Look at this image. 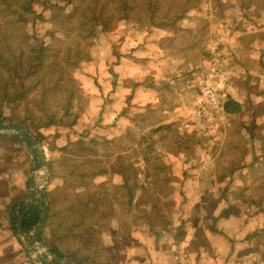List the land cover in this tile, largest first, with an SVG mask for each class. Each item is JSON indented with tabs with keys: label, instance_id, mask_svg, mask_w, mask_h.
Wrapping results in <instances>:
<instances>
[{
	"label": "rangeland",
	"instance_id": "374dc122",
	"mask_svg": "<svg viewBox=\"0 0 264 264\" xmlns=\"http://www.w3.org/2000/svg\"><path fill=\"white\" fill-rule=\"evenodd\" d=\"M56 2L64 9L69 6L64 0L52 4ZM111 3L113 19L87 22L94 32L85 31L87 46L73 64L66 55L60 59L49 51L55 41H66L77 50L79 27H63L51 19V10L42 12L40 4L35 6L39 16L33 27L4 23L0 29V37L5 34L9 40L5 50L16 49L19 41L43 40L47 67L64 73L60 79L66 87L74 83L66 91L72 97L66 124H48L39 119L40 114L28 116L29 111L19 106L13 107V114L12 104L4 107L2 117L6 119H0L21 127L42 149L49 174L42 194L47 211L45 191L61 184L68 170L79 171L71 182L81 190L87 169H107L96 181L119 183L116 170L125 172L131 163L122 175L133 188L130 209L114 203L111 211L101 214L103 220L85 229L88 237L97 240L90 250V262L104 264L108 258L113 262L115 254H123L132 245L130 234L143 238L146 232L169 229L186 220L176 232L180 239L187 233L196 234L197 240H190L187 249L206 250L211 237L205 232L224 229L236 238L232 248L237 264H264V234L245 239L253 228L264 227V211H258L264 180L257 176L260 164L255 159L264 148V65L259 66L258 54L252 50L257 43L264 53V0H173L174 10L182 5L187 8L175 20L174 16L147 19L143 12L132 10V0ZM58 9L56 5L54 11ZM6 18V11H1L0 24ZM63 28L70 31V38ZM81 40H85L83 35ZM236 45L245 47L238 62L235 57L227 58L229 47ZM209 84L219 94V109L207 103L204 89ZM56 92L61 99L66 94L64 88ZM56 102L52 98L50 106L61 108ZM11 114L17 116L15 121L9 118ZM24 117L38 125L28 130L19 123ZM75 154V158L68 157ZM88 158L93 161L89 163ZM8 163L12 186L19 184L21 189L24 185L27 196L30 154L17 143ZM261 166L264 172V162ZM44 177L41 172L39 180ZM62 200L58 192L57 202ZM17 214L12 215L15 225ZM53 235L47 227L37 238L50 252ZM80 245L75 246L77 258L81 257ZM98 245H102L99 260Z\"/></svg>",
	"mask_w": 264,
	"mask_h": 264
},
{
	"label": "trees",
	"instance_id": "16d2710c",
	"mask_svg": "<svg viewBox=\"0 0 264 264\" xmlns=\"http://www.w3.org/2000/svg\"><path fill=\"white\" fill-rule=\"evenodd\" d=\"M53 1L0 0V12L4 10L7 14L6 20L1 19L0 29L5 25L4 23L17 25L28 24L30 27H33L39 16L35 6L40 4L43 7L42 12L46 13V11L49 12L51 10L50 15L53 13L51 19L53 21H59L63 27L67 28L68 25H71L70 28L79 27L78 36L75 39L77 50L74 51L72 46L66 45V41H55L52 43V49L49 51V55L54 52L58 54L60 59L61 56L64 57L66 55V59L73 64L75 63V59H79V54L87 46L86 33L94 32L93 26H90V28L87 27V22L92 18L103 22L110 21L114 17L115 7H113L111 0H64L66 5H69L64 9L65 6H58L57 2L56 4H52ZM132 2V10L136 11L137 14L143 12L147 19H154L156 16L166 19L169 16H174L175 18L173 20H175L177 19L176 17L183 15L187 9L185 5H182V8L174 10L173 6L175 5H173V0H165V3L164 0H132ZM56 5L57 8L61 9L54 11ZM74 18L77 19L73 21ZM65 28H63V33L70 38L69 35L71 33ZM82 35L85 40H81ZM7 42L9 40L5 37V34L2 35L0 37V119L5 118V116L2 117L5 111L4 107L12 104L11 111L13 114V107L19 106L21 110L29 111L28 116L33 112L36 115L40 114L39 119L41 121L45 120L48 124L57 126L66 124L71 114L69 111V102L72 101L71 93L66 91H70V86L73 87V81L69 84V87H66V84L60 79V76L64 75V73L53 72L47 67L43 60L44 56L47 55L44 52L43 40L35 39L31 42L19 41L17 43L18 47L16 49L9 48L11 49L10 51L5 50L7 48ZM81 43H83L82 47L79 46ZM57 88H64L66 92V94H62L64 96L62 99L60 98L61 96H58V92H56ZM52 98L57 99L56 105L59 103V107L61 108H56L55 104H51L52 107L50 106V100ZM66 101L67 103L65 104L64 102ZM16 117L12 114L9 115V118L13 121L17 119ZM21 121L19 122L20 125L27 129L28 127H36L38 125L37 123H33L29 117H24ZM17 143H20L22 149L27 153L26 146L18 138L0 134V191L1 194L8 197L9 203L16 202L25 196L24 191L18 186L14 188L10 180L11 167L8 163V156L13 152L14 145ZM77 147L82 152L83 148L81 145H77ZM261 151L255 156L260 166L264 162V148ZM145 152L143 151L144 154ZM71 156L75 158L77 154L68 157L72 158ZM116 158L114 160L122 161L120 157ZM88 161L91 163L93 159L88 158ZM130 165L131 163L125 166V172L122 169L116 170V173L120 174L121 178L119 183H115L116 181L114 180L111 182L110 179L106 182L96 181L98 175L105 172L108 173L107 169L105 171H96L95 168L90 171L87 169L83 173V176L87 177V180L83 182L81 185L82 188L79 190L80 185L71 182L72 176L74 178L77 177L79 171L68 170L67 173L65 172L61 176V184L45 191L44 194L49 205V211L44 228L39 231L38 237L40 238L44 234V229L47 227L54 231V235L50 240L53 253L66 255L77 264H82L84 261L87 264H94L93 261L90 262V250L94 249L97 240H92L88 237L85 229L103 220L104 216L101 214L106 209L111 211L114 203L119 202L124 209H130V205L133 202V188L127 182L126 178L122 177L123 174L125 175L128 172L127 170ZM260 166L258 165L256 168V171H258L257 176L261 180H264V172L260 170L262 167ZM111 174H113V169ZM13 191H15V194ZM58 192H61L63 195L62 202H57ZM260 202L258 211L263 212L264 194L260 198ZM134 205H137V203L134 202ZM12 210L13 216H16V212L18 211L21 216L22 228L26 232H29L37 224L41 214L36 206H31L27 209V204L24 202L15 203ZM260 234H264V227L255 228L245 236V239L255 238L260 236ZM77 243L81 244V257L79 258L75 257L76 253H74ZM101 249L102 245H98L96 248V251L99 252L98 260L100 259ZM103 249H105L104 246ZM261 253L263 256L264 252L261 251ZM104 264H112L110 258L106 259Z\"/></svg>",
	"mask_w": 264,
	"mask_h": 264
},
{
	"label": "crops",
	"instance_id": "0c3cea01",
	"mask_svg": "<svg viewBox=\"0 0 264 264\" xmlns=\"http://www.w3.org/2000/svg\"><path fill=\"white\" fill-rule=\"evenodd\" d=\"M256 44L257 43L252 44V50L258 54L257 63L261 66V64L264 65V53L261 51L263 47H259ZM255 47H257V50ZM228 50L229 51L226 50L228 52L227 58L235 57L236 62H238L239 57L245 53V47L241 48L238 45H236L235 48L229 47ZM239 51L240 55L237 54ZM224 53V55H226V52ZM240 64H244L243 68L245 69V62ZM243 72L242 84L245 85V70ZM231 73L234 74L232 76L234 78L237 71L235 70V72L233 71ZM163 112H167V110L164 109ZM18 187H20L19 184ZM24 189L25 186H21V190L25 192ZM28 192L26 195H28ZM23 198L24 197L21 199ZM15 203L16 202L9 203L8 198L1 194L0 191V264H37L28 255L24 248L23 239L15 229L18 222H21V216L18 213L16 225L13 223L12 209ZM185 222H176V224H172L169 229L162 231L152 230L151 232H146L143 238L137 239L134 238L135 234H130L129 237L132 239L129 240V242L132 245H129V248L125 249L123 254L122 252L120 255L115 254L116 258H114L112 264H224L226 260L231 262V264L238 263V259L232 248L236 238L227 234L224 229L205 232L208 237H211V240L208 238L210 247L206 250L200 247L187 249L186 246L189 244L190 240L195 239L196 241L197 239L195 237L196 234L190 233L185 234L184 239L178 238L176 231L181 228L180 225ZM201 236L202 234H199L197 237ZM56 255L61 258L65 257L69 259L66 255Z\"/></svg>",
	"mask_w": 264,
	"mask_h": 264
},
{
	"label": "water",
	"instance_id": "95a60500",
	"mask_svg": "<svg viewBox=\"0 0 264 264\" xmlns=\"http://www.w3.org/2000/svg\"><path fill=\"white\" fill-rule=\"evenodd\" d=\"M0 133L15 136L21 140L26 146V150L31 158V174L28 179L29 192L27 196L16 201V203L24 202L28 205L27 209L31 206H36L41 214L37 224L29 233L25 232L21 222H18L17 231L23 239L25 250L37 264H75L65 257L61 258L50 252L51 248L43 245L37 239L48 213L47 205L44 203L42 194L43 184L48 181L49 174L42 149L28 132L15 124L0 120ZM41 172L44 173L45 177L39 180V174ZM48 249L50 251H47Z\"/></svg>",
	"mask_w": 264,
	"mask_h": 264
},
{
	"label": "built area",
	"instance_id": "2783aa9c",
	"mask_svg": "<svg viewBox=\"0 0 264 264\" xmlns=\"http://www.w3.org/2000/svg\"><path fill=\"white\" fill-rule=\"evenodd\" d=\"M205 96L207 98V103L214 109H219V94L217 93L215 87L211 84L207 85L204 89ZM200 114V112H198Z\"/></svg>",
	"mask_w": 264,
	"mask_h": 264
}]
</instances>
